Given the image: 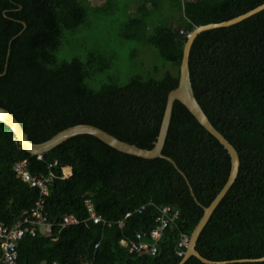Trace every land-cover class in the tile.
Instances as JSON below:
<instances>
[{"label":"trees","instance_id":"16d2710c","mask_svg":"<svg viewBox=\"0 0 264 264\" xmlns=\"http://www.w3.org/2000/svg\"><path fill=\"white\" fill-rule=\"evenodd\" d=\"M113 1L106 0L104 6ZM262 4L264 0H136L127 7L132 11L135 6L136 17L125 24L123 37L158 50L165 64L153 71L160 79L135 75L126 85L109 79L94 89L90 80L96 72L111 68L110 59L96 52L85 61L57 57L66 33L75 34L86 24L88 9L83 0H0V74H4L0 76V107L18 120L35 144L86 124L151 150L167 96L178 86L188 35L197 27L229 21ZM168 7L177 9L180 18L154 25L167 21L156 14ZM189 66L201 108L241 160L238 177L203 229L196 250L214 262L262 258L264 11L237 25L199 35ZM163 155L185 174L203 207L212 203L228 180L227 151L179 102L173 107ZM22 160L28 161L34 177L47 176L48 165L58 164L45 198L56 240L27 235L18 244V264H180L183 260L177 256L181 235L191 237L203 209L168 161L126 155L89 135L71 138L39 160L23 151L13 132L0 123V224L5 226L29 215L40 199L39 191L14 173ZM66 167L71 169L68 178L62 174ZM87 198L97 214L114 225L59 227L66 215L81 221L88 218ZM144 205L149 206L142 214L135 213ZM163 206L178 211L180 218L164 232L157 255L130 254L121 240L154 229L155 207ZM130 212L133 215L124 229H118L115 222ZM185 264L203 263L192 257Z\"/></svg>","mask_w":264,"mask_h":264},{"label":"water","instance_id":"95a60500","mask_svg":"<svg viewBox=\"0 0 264 264\" xmlns=\"http://www.w3.org/2000/svg\"><path fill=\"white\" fill-rule=\"evenodd\" d=\"M263 11H264V4L258 6L257 8L241 16L235 17L229 21L200 26L195 28L194 31L190 33V35L187 37V41L183 48V57L179 69L178 86L176 89L172 90L167 96L166 107H165L162 123L160 126L159 134L156 142L154 143V147L151 150L142 149L137 147L136 145L123 142L117 139L116 137L112 136L111 134L95 126L86 125V124H80L67 128L56 134L48 141L35 144L30 141L28 135L26 134V132L24 131L18 120L8 110L2 107H0V123L6 125L13 132L16 141L21 147V149L34 157L43 156L46 153L51 152L52 150L62 145L71 138L81 135H89L98 139L99 141L109 146L110 148L126 155H130L145 160L164 159L168 161L184 177L189 187L192 198L203 209V216L191 234L190 243L187 248L186 255L183 257V260L181 261L180 264H185L192 257L198 259L203 264H230L235 262L262 263L264 262V256L262 258L253 259V260L245 259V260L228 261V262H214L205 259L196 250L197 242L203 229L206 227L207 223L209 222L216 208L219 206V204L222 202L224 197L230 191L231 187L234 185L239 174L241 160L234 146L212 125L209 118L201 108L195 96L194 89L192 86L189 61H190V53L192 46L199 35L210 30L219 29V28H228L237 25ZM24 27H26V25H24ZM9 56H10V50L8 51V58ZM3 75L4 74H0V76ZM175 102L181 103L189 111V113L196 119V121L211 136H213L221 146H223V148L227 151L228 155L230 156L231 170L228 180L225 186L223 187V189L220 191V193L216 196V198L212 201V203L208 207H203L198 202L192 190L190 182L186 178L185 174L178 168L174 160L163 155V149L165 147L166 139L168 136Z\"/></svg>","mask_w":264,"mask_h":264},{"label":"rangeland","instance_id":"374dc122","mask_svg":"<svg viewBox=\"0 0 264 264\" xmlns=\"http://www.w3.org/2000/svg\"><path fill=\"white\" fill-rule=\"evenodd\" d=\"M135 1L115 0L109 6H104L105 0H83V4L88 9L86 24L75 34L66 33L63 44L57 52L60 61L69 62L75 58L85 61L93 52L110 59L111 68L103 73L96 72L90 80L94 89H98L109 79L121 86L126 85L135 75L160 79L153 71L154 67L165 64L158 50L123 37L125 24L130 18L136 17L133 13L135 6L133 12L127 9L128 5H133ZM156 15L168 21L154 24L162 25L169 21L176 22L181 13L177 9L168 7ZM162 73L163 70L159 76Z\"/></svg>","mask_w":264,"mask_h":264},{"label":"built area","instance_id":"2783aa9c","mask_svg":"<svg viewBox=\"0 0 264 264\" xmlns=\"http://www.w3.org/2000/svg\"><path fill=\"white\" fill-rule=\"evenodd\" d=\"M189 36V35H188ZM41 160V156L37 157ZM58 166L57 162L48 165L49 173L47 176L34 177L30 174L28 169V161L22 160L14 166V173L18 179L26 183L29 187L37 189L40 193V199L34 204L30 210L29 215L22 220L15 222L11 226L0 224V264H18V244L27 235L35 237L38 234L55 241L54 238V223H52L45 210V198L49 195V184L54 179L53 169ZM64 178L71 176V169L66 167L62 169ZM85 207L87 208L88 218L81 221L74 215H66L59 223V227L66 228L77 226L81 223L85 225L92 223L93 225H102L111 227L112 222L105 221L99 216L94 208V204L90 198L85 200ZM150 205V204H149ZM141 206L135 213L142 214L147 206ZM157 211L155 228L150 232H141L135 235L134 239L121 240L120 244L126 247L130 254H137L139 256H156L158 253V242L162 238L165 231L172 228L176 221L180 218L178 211H173L170 206L155 207ZM133 213H127L123 220L115 222L118 229H124L127 219ZM190 243V237L181 235L178 244L177 256L184 257ZM95 250L99 248V243L96 244ZM57 264V263H54Z\"/></svg>","mask_w":264,"mask_h":264},{"label":"crops","instance_id":"0c3cea01","mask_svg":"<svg viewBox=\"0 0 264 264\" xmlns=\"http://www.w3.org/2000/svg\"><path fill=\"white\" fill-rule=\"evenodd\" d=\"M106 1V0H105Z\"/></svg>","mask_w":264,"mask_h":264}]
</instances>
